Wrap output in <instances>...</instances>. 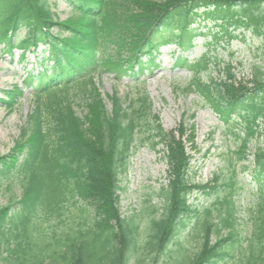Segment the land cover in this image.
Returning <instances> with one entry per match:
<instances>
[{
	"label": "trees",
	"instance_id": "obj_1",
	"mask_svg": "<svg viewBox=\"0 0 264 264\" xmlns=\"http://www.w3.org/2000/svg\"><path fill=\"white\" fill-rule=\"evenodd\" d=\"M66 1L71 14L59 20L49 0H0L4 52L12 56L16 48L24 50L23 62L26 52L36 51L39 43L50 47L24 79L35 94V103L21 137L12 153L0 155V174L18 170L23 191L19 201L28 203L21 228H5L13 204L0 209V264H130L139 249L161 255L172 242L181 252L180 264H264V180L257 216L244 246L234 226L233 189L218 201L226 208L218 219L211 207L201 212L188 203L191 194L209 187L190 178L192 156L186 144L196 146L194 126L185 128L184 121L177 129L166 130L153 114L146 93H139L127 104L114 91L108 97V108L96 81V75L103 71L121 77L128 66L132 68L142 56L169 42L188 45L200 29L209 28L215 37L223 33L230 39L233 27L259 34L264 28V0ZM22 28L27 30L26 37L15 41ZM211 63L204 57L195 64L197 75L186 91L191 92L196 85L214 99L222 116L236 113L246 122L248 132L239 157L246 158L249 142L256 139V170L264 175V71L255 67L249 86L237 80L233 65L228 63L222 67L223 78L208 85L201 76ZM73 89L82 92L85 113L81 117L75 110L76 102L69 97ZM6 92L7 98L0 103L12 109L15 97L23 91L15 86ZM142 125H147L153 147L161 146L168 163V184L160 192L164 198L161 215L152 214L158 212L153 206L140 231L137 215L126 217L120 209V174ZM45 202L48 215L58 217L67 205L82 202L77 228L69 225L62 235L53 231L46 238L33 220L36 206ZM192 214L198 216L192 235L201 243L191 256L180 237ZM224 230L228 232L223 236ZM142 241L145 243L140 246Z\"/></svg>",
	"mask_w": 264,
	"mask_h": 264
},
{
	"label": "rangeland",
	"instance_id": "obj_2",
	"mask_svg": "<svg viewBox=\"0 0 264 264\" xmlns=\"http://www.w3.org/2000/svg\"><path fill=\"white\" fill-rule=\"evenodd\" d=\"M49 1L57 18L66 20L70 15L67 2L64 0ZM206 51L210 56H214L213 61L215 62L232 61L237 80L249 83V80L253 78L255 67L258 66L264 71V28L259 34L252 35L250 31L242 32L232 42L226 41L222 44H218L214 40L206 41L200 37L184 56L188 61H194L201 58ZM179 54L175 46L164 47L156 57L157 67L154 69L152 66L145 72H140L138 69L135 74L124 76L121 80L114 79V76L109 73H103L97 78V83L109 107L110 102L107 95L113 94L114 90H117L119 96L126 101L136 99L140 92L145 91L152 99L154 113L160 115L161 123L166 130L178 128L184 119L188 127L194 125L196 147L193 148L190 143L186 144L187 151L192 155L189 170L191 181L201 185L208 184L211 188L216 186V188L207 192L197 191L191 195L189 203L201 212L207 207H211L214 218L218 219L219 213L224 216L226 211V208L221 207L218 201L223 200L233 189V200L236 204L234 226L240 233V237L243 238V245H245L246 239L251 235V222L257 216L256 210L260 196L258 183L254 181L253 158L256 151V139L250 141L248 145L247 160H238L236 152L242 144V138L237 137V133H240L239 127L243 128L237 124L234 117L224 123L213 110L215 105L211 97H207L206 100L204 95H201L197 90L191 91V93L184 91L194 74L187 69L183 60L178 59ZM28 58L31 62L27 66L26 62L18 60L17 54L15 59H10L0 47V97L5 96L4 91L12 89L15 84L25 91L24 96L16 98L17 104L14 105L13 111L9 112L5 106L0 104L1 156L10 153L14 148L16 140L21 137V130L25 126L30 109L34 106V98L25 86L23 79L27 69L36 59L35 54L28 53ZM222 77L223 74L218 71L216 65L210 73L203 75V78L208 82L213 78L219 80ZM69 97L76 102L75 110L78 111V114L83 115L85 111L82 92L76 89L70 90ZM184 127L186 128V125ZM237 127L238 130H236ZM149 135L147 125H142L139 130L138 143L130 152L126 168L120 174L122 187L120 209L126 217L137 215L136 220L141 225L140 231L149 220L148 212H151L153 206L158 209V212L152 214L161 215L164 198L160 196V192L163 186L168 184V163L160 151L161 147H153V141ZM142 138H145L144 141ZM230 159L233 160V163ZM230 182H233L234 185L227 186ZM22 195V180L19 176L14 172L8 176L0 174V209L7 208L12 202L18 201ZM82 205H84L82 202L74 206L67 205L63 216L58 217L53 214L48 215V212L44 210L45 207L48 208L45 202L40 206L37 205L38 207L42 206L39 209L36 206L37 211L33 220L40 225V231L46 238H50L53 231L62 235L69 225L74 229L77 228L82 217L79 210ZM219 207H221V212L218 210ZM25 214V204H18L9 212L10 217L6 223L9 222L13 229L21 228ZM197 219L198 216L191 215L180 237L191 256L198 252L201 243L199 237L192 235V227ZM227 232L228 230H224L223 236ZM33 235L39 236L36 233ZM212 239L216 240L215 236H212ZM144 243L142 241L139 244L142 246ZM169 249L170 253L167 251ZM177 249L176 243L172 242L165 253L159 255L158 252L152 253L148 248L143 247L135 252L130 264H176V260L180 264L182 255ZM237 255L238 253H236ZM3 256H6L5 252ZM140 260L142 262H139ZM49 262L50 259L47 258L46 263Z\"/></svg>",
	"mask_w": 264,
	"mask_h": 264
}]
</instances>
